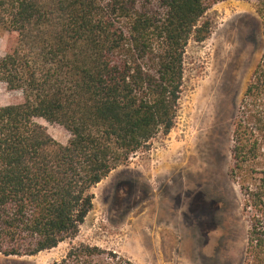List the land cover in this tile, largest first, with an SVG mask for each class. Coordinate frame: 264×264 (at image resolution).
Wrapping results in <instances>:
<instances>
[{
  "label": "trees",
  "instance_id": "16d2710c",
  "mask_svg": "<svg viewBox=\"0 0 264 264\" xmlns=\"http://www.w3.org/2000/svg\"><path fill=\"white\" fill-rule=\"evenodd\" d=\"M219 0H0V255L30 257L74 238L92 189L173 127L187 43L204 41ZM253 3L264 37V0ZM42 119L69 139L54 141ZM264 51L236 114L229 177L248 217L246 264H264ZM52 264H130L71 246Z\"/></svg>",
  "mask_w": 264,
  "mask_h": 264
},
{
  "label": "rangeland",
  "instance_id": "374dc122",
  "mask_svg": "<svg viewBox=\"0 0 264 264\" xmlns=\"http://www.w3.org/2000/svg\"><path fill=\"white\" fill-rule=\"evenodd\" d=\"M203 20L210 34L185 47L172 129L91 190L92 208L74 238L35 256L0 255V264H52L78 244L130 264H246L249 223L239 186L229 177L231 134L264 51L263 27L253 3L242 0H219ZM12 38L0 31V57ZM17 96L0 83V107ZM35 123L67 143L62 127ZM258 169L264 171V141Z\"/></svg>",
  "mask_w": 264,
  "mask_h": 264
},
{
  "label": "bare ground",
  "instance_id": "6f19581e",
  "mask_svg": "<svg viewBox=\"0 0 264 264\" xmlns=\"http://www.w3.org/2000/svg\"><path fill=\"white\" fill-rule=\"evenodd\" d=\"M206 89H207V88H206ZM206 89H205V90H206ZM207 91H208V90H206L205 92H207ZM197 98H198V97H197ZM195 99H196V98H195ZM202 102H203V101L198 100V103H199V105L201 104V106H202ZM203 109H204V108H203Z\"/></svg>",
  "mask_w": 264,
  "mask_h": 264
}]
</instances>
